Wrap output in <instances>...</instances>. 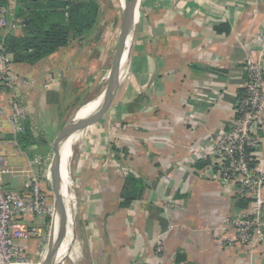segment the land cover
<instances>
[{"label":"crops","instance_id":"0c3cea01","mask_svg":"<svg viewBox=\"0 0 264 264\" xmlns=\"http://www.w3.org/2000/svg\"><path fill=\"white\" fill-rule=\"evenodd\" d=\"M97 1L100 19L87 36L34 65L13 64L37 84L8 94L48 141L59 114L75 101L79 109L91 102L97 91L89 88L106 75L109 30L119 17L108 20ZM6 6L17 24L14 34L21 35L16 0ZM128 51L111 103L94 126L80 132L89 154L76 191L79 229L73 224V252L57 264H66V257L69 264H156L160 236L161 264H264V243L251 251L221 244L217 228L251 204L205 172L213 160L203 148L210 136L232 126L246 60H259L264 71V0H140ZM258 134L254 162L264 173V115ZM6 154L11 167H27L24 152L10 147ZM123 168L144 182L140 198L126 207L120 197ZM11 181L20 189L23 177L5 178ZM46 224L35 225L43 230ZM35 239L27 251L43 264L48 244Z\"/></svg>","mask_w":264,"mask_h":264},{"label":"built area","instance_id":"2783aa9c","mask_svg":"<svg viewBox=\"0 0 264 264\" xmlns=\"http://www.w3.org/2000/svg\"><path fill=\"white\" fill-rule=\"evenodd\" d=\"M16 29L10 6L0 5V30L4 32L1 39ZM13 64L12 55L4 52L0 41V264H42L30 258L27 244L39 237L40 244L46 247L50 228L45 239L35 224L25 220L54 218L53 195L49 185L44 186L36 168L43 162L46 174L48 158L38 155L28 158L25 169L13 168L8 163L6 149L19 150L16 134L28 120L25 107L9 95L8 90L16 92L37 84L35 80L16 73ZM243 71L244 94L234 104L231 128L210 136L203 148L213 160L205 172H212L219 182L235 188L251 204L250 211L223 220L217 228L221 244L229 248L242 245L251 251L264 243V173L256 165L249 166L260 145L258 130L264 115V71L261 62L251 57L244 63ZM7 135L12 136L10 140L6 139ZM45 174L43 179L46 180ZM7 176L13 179L23 177L21 190L7 188ZM154 247L156 264H161L162 236L157 238Z\"/></svg>","mask_w":264,"mask_h":264},{"label":"trees","instance_id":"16d2710c","mask_svg":"<svg viewBox=\"0 0 264 264\" xmlns=\"http://www.w3.org/2000/svg\"><path fill=\"white\" fill-rule=\"evenodd\" d=\"M8 0H0L6 6ZM16 15L22 19V34L10 33L0 38L5 53L12 55L13 63L34 65L43 58L65 47L72 40L87 36L100 19V5L97 0H16ZM32 123L26 120L16 134L20 151L29 158L43 156L50 152L46 137L33 135ZM11 135L6 139L10 140ZM43 147V151L41 148ZM250 168L255 166L252 160ZM124 184L120 193L121 206L126 207L140 198L144 182L132 171L123 168ZM15 183L6 184L14 189ZM22 187V185H21ZM14 190H21L14 189ZM49 220L47 219V222Z\"/></svg>","mask_w":264,"mask_h":264},{"label":"water","instance_id":"95a60500","mask_svg":"<svg viewBox=\"0 0 264 264\" xmlns=\"http://www.w3.org/2000/svg\"><path fill=\"white\" fill-rule=\"evenodd\" d=\"M139 3L140 0H122L121 27L119 36L114 51L113 62L109 69L110 73L107 78V85L105 91L98 99V105L83 116H79L80 110H78L70 121L61 129L54 143L53 164L50 169L51 183H49V188L53 195L55 215L51 221L49 242L43 264H57L56 255L59 249L56 247V239H54L53 232L51 231L54 225L55 217L58 220L57 223L59 225V231L62 222L68 215V212H71L70 214L72 216L73 224L75 222V218L72 215V206H70V200L66 192V185L62 175L63 145L71 135L77 133L81 129H84L88 125H91L94 121H97L100 114L111 103L122 74L123 58L124 56H126V58L128 57V43L138 14Z\"/></svg>","mask_w":264,"mask_h":264},{"label":"rangeland","instance_id":"374dc122","mask_svg":"<svg viewBox=\"0 0 264 264\" xmlns=\"http://www.w3.org/2000/svg\"><path fill=\"white\" fill-rule=\"evenodd\" d=\"M100 1L102 2V5H103L102 8L104 10V13H108V16L106 17V18H108V20L110 19V15H112V14H113V16L115 14V15H118V17H119L117 28L115 30H109V34H110L109 37H110V40L112 38V41H111L112 44H111V47H110V51L108 53V57H107L108 62L106 64V69H105V71L107 70V72H108V70L110 69V66H111V64L113 62L114 51H115V47H116V44H117L119 31H120V27H121L122 4H121V0H100ZM107 72H106V74H107ZM106 85H107V78H106V75H105V77L103 79V83L101 85H99V86L96 85V87H95V85H93V86H91V88H89L90 89L89 92L92 91V90L97 91L96 92L97 94H96V96H94L93 100H98L99 99V97L105 91ZM78 101L77 102L75 101L73 107L69 106L68 108H66V110L62 114H59V116H58V121H59L58 122V126L55 129L54 134H52V133L49 134L51 139H49V141L48 140L47 141H48L49 146H50V152L47 155H43L42 156L44 159L48 158L47 159L48 168L45 169L46 170V174H45V171L43 169V167H44L43 166V162H40L36 166V168L38 170V176L42 179V181L45 182V184H46V181L51 183V176L49 174H50V169L52 168V164H53V146H54V143H55L56 138H57L59 132L61 131V129L70 121V119L73 117V115H75V113L79 110L80 104L78 103ZM96 122L97 121H94L91 125H88L87 127L94 126ZM32 126H33L32 127L33 135L38 137L40 135V133H41L40 130H38L36 128V126H34L33 124H32ZM84 129H86V127ZM80 136L78 138V141H76V142H74L72 144L71 156H70V158L68 160V167H67L68 180H67V184H66V192H67V195L71 197L70 198V206H72V215L73 216L78 213V208H77L78 205H77V203L79 201L78 200L79 199V194H76V191L78 189L80 190V186H81V182H82V181L79 180V177H81V174H82V171H83V167L81 166L82 165V161L89 154V153H87V151L85 149L87 141L85 140V138H83L84 135L81 134ZM43 150L44 149L42 147L41 151H43ZM8 162L10 163L9 157H8ZM44 174H45L46 180L43 179V175ZM69 191H70V193H69ZM45 219H48L49 221H48V224H46L44 226L43 230H40V234H43V236L46 239L47 235H48L49 228L51 227L52 219L51 218H45ZM45 219L43 218L42 220H45ZM42 220H39L37 218H32L30 220L31 222L27 221V219L25 221L28 222V223H32L33 222L34 224H39V223L41 224ZM74 225H75L74 227H75V230H76V233H77V230L79 229L78 224H77V220H76V224L74 222ZM48 238H49V236H48ZM34 240L36 242V239H34ZM62 259L63 258H61V260ZM65 260H66V264H69V261L67 260V257H66Z\"/></svg>","mask_w":264,"mask_h":264},{"label":"bare ground","instance_id":"6f19581e","mask_svg":"<svg viewBox=\"0 0 264 264\" xmlns=\"http://www.w3.org/2000/svg\"><path fill=\"white\" fill-rule=\"evenodd\" d=\"M121 4H122V0H121ZM126 61V56H124L123 58V66L125 64ZM109 70L106 74V78H108L109 76ZM99 103V100H92L91 102H89L87 105L81 107L79 110V116H83L85 114H87L88 112H90L92 109H94ZM83 129L79 130L77 133L71 135L68 140L65 142V144L63 145L62 148V169H63V179H64V183L65 185L67 184V159L70 155V146L72 147V144L74 142H76L80 136V132H82ZM81 137V136H80ZM70 193V191H69ZM69 200H70V196H68ZM71 213V212H70ZM68 212L67 217L64 219V221L62 222L61 226H60V231H59V225L57 223V218L55 217L54 219V225L51 229V231L53 232V237L54 239H56V247L58 250L57 253V257H56V262H59V259L61 260V258L68 256V254L71 252H73L70 248L71 245L73 243L74 240V232H73V222H72V216ZM71 250V251H70ZM62 255V257L60 258V256ZM74 257V256H73ZM76 257V256H75Z\"/></svg>","mask_w":264,"mask_h":264}]
</instances>
